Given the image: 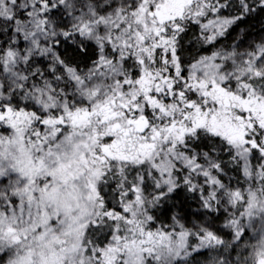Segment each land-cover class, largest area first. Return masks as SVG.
Returning a JSON list of instances; mask_svg holds the SVG:
<instances>
[{"label": "snow or ice", "instance_id": "obj_1", "mask_svg": "<svg viewBox=\"0 0 264 264\" xmlns=\"http://www.w3.org/2000/svg\"><path fill=\"white\" fill-rule=\"evenodd\" d=\"M0 264H264V0H0Z\"/></svg>", "mask_w": 264, "mask_h": 264}]
</instances>
